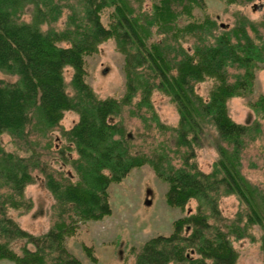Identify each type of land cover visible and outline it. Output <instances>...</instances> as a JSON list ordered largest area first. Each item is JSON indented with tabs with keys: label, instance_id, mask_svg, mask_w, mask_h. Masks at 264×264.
Masks as SVG:
<instances>
[{
	"label": "trees",
	"instance_id": "1",
	"mask_svg": "<svg viewBox=\"0 0 264 264\" xmlns=\"http://www.w3.org/2000/svg\"><path fill=\"white\" fill-rule=\"evenodd\" d=\"M203 1L159 0L146 12L143 0H0V71L17 77L0 79V264H83L69 252L66 239L80 223L110 216L111 185L146 165L168 184L169 206L184 208L192 199L198 205L196 212L173 222L169 235L146 241L135 264H237L233 241L254 238V228L261 232L264 255V188L242 170L245 152L262 133L261 123H238L228 110L230 99L253 93L256 70L264 64V22L240 17L233 28L220 30L207 17L181 25V17L193 18ZM66 9L70 13L61 29L56 24ZM106 9H111L109 25L102 20ZM27 10L30 20L24 18ZM153 29L165 38L152 41ZM189 35L196 37L192 52L179 43ZM109 39L125 58L121 99L99 98L86 81V57ZM68 66L73 68V94L64 75ZM208 79L215 83L204 98L196 85ZM154 90L176 105V126L164 125L155 113ZM251 106L264 118V96ZM126 107L148 131L170 132L173 145L164 142L144 152L124 122ZM66 111L76 112L79 120L62 130L65 144L59 154L75 178L43 157ZM211 128L219 156L204 172L195 161L196 147L203 146ZM5 133L30 153L7 151ZM36 170L56 202L54 223L39 236L8 215L9 208L26 204L25 189L34 183ZM228 195H235L242 207L234 218L220 209L221 198ZM17 240L25 241L21 253L12 246ZM84 249L96 262L92 248Z\"/></svg>",
	"mask_w": 264,
	"mask_h": 264
},
{
	"label": "rangeland",
	"instance_id": "2",
	"mask_svg": "<svg viewBox=\"0 0 264 264\" xmlns=\"http://www.w3.org/2000/svg\"><path fill=\"white\" fill-rule=\"evenodd\" d=\"M159 0H143L142 10L151 12L153 5ZM24 18L30 20V12L26 11ZM111 9L104 10L102 20L105 25L110 23ZM69 10L66 9L56 24L58 28H64ZM193 18L183 15L180 24L184 25L192 20H204L207 17L215 20L222 29H230L236 25L240 17H245L257 24L264 22V0H204L201 6L193 11ZM264 33V27L260 26ZM219 30V31H220ZM154 33L152 41L164 39V35ZM196 37L187 36L179 40L186 49L193 51ZM170 43H175L170 41ZM176 44V43H175ZM125 58L118 51L114 39H109L99 46L98 52L86 57L87 83L93 88L99 98L114 97L121 99L126 91V75L124 70ZM67 90L74 93L71 87L73 68L68 66L64 71ZM17 77L0 71V79L13 81ZM215 81L208 79L196 85V91L204 98L209 93ZM260 96H264V64H260L256 70V78L253 93L247 97H235L228 101L230 116L238 123H252L259 120L262 133L250 146L243 156L244 174L254 183L264 188V118L255 113L251 106ZM138 98L135 99L136 102ZM155 113L166 126H176L179 122V114L176 105L171 98L159 90H154L151 96ZM123 111V119L129 131L135 137V143L146 153H152L160 148L161 143L170 142V132H162L153 127L148 131L140 119L130 116V109ZM79 120V115L74 111H66L61 121V126L52 132L50 136V148L45 149L46 141L41 147L44 159L49 165L63 171L66 174H74L72 167L66 164L60 148L65 144L62 138V130L70 129ZM217 133L214 128L208 130L203 139V146L196 147L195 161L204 172H210L214 162L218 159L215 147ZM2 144L7 151L20 155H28L30 150L20 146L9 134L2 135ZM76 155L75 152L72 153ZM174 155L173 153L171 154ZM175 162L180 163L178 158ZM35 181L25 189L26 204L19 208H9L8 215L19 226L36 236L48 232L55 220V199L45 184V177L38 170L34 171ZM75 178V174H74ZM110 203L112 213L99 221H87L80 223L77 233L66 239V247L71 254L81 260L83 264H135L136 254L146 241L157 235H169L173 230V222L187 216L197 210V201L192 199L184 208L171 207L166 202L168 184L160 180L150 166L136 168L120 184H112L110 189ZM241 204L235 195L223 196L220 200V209L227 218H234L241 209ZM254 238H243L233 241L234 247L239 252L237 264H264V255L261 249V232L259 228L252 230ZM24 240L12 243L13 248L21 253ZM92 248L97 261L93 262L84 246ZM32 247V246H31ZM4 264H15L11 261H3Z\"/></svg>",
	"mask_w": 264,
	"mask_h": 264
}]
</instances>
